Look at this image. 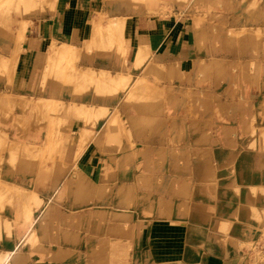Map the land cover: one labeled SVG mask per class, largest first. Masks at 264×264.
<instances>
[{"label":"rangeland","instance_id":"1","mask_svg":"<svg viewBox=\"0 0 264 264\" xmlns=\"http://www.w3.org/2000/svg\"><path fill=\"white\" fill-rule=\"evenodd\" d=\"M69 2L0 0V264H109L110 249L159 264L160 231L177 235L173 259L212 238L231 264H264V183L235 165L264 154V0H98L84 49L53 40L39 70H17L33 23ZM146 16L178 18L202 60L150 52L134 69Z\"/></svg>","mask_w":264,"mask_h":264},{"label":"crops","instance_id":"2","mask_svg":"<svg viewBox=\"0 0 264 264\" xmlns=\"http://www.w3.org/2000/svg\"><path fill=\"white\" fill-rule=\"evenodd\" d=\"M98 4V0L97 2L95 0H70L69 3L64 5L65 9L59 13L57 18L49 17L47 19V24L45 23L41 25L39 21L33 23L34 28L31 32V35L27 37L30 39V47H26V57H21V59H25L23 60V63L21 62V65L19 66V68H17V70L19 69L25 73L31 72L30 74L34 73L36 70H39V62L43 58L42 56L46 51H48L47 53L49 54L50 44L53 40L56 42L65 43L74 48L76 51L81 50L82 48L84 49L87 42L92 36L93 28L92 25V27L86 31L85 25L88 22L87 16L90 10ZM176 20H165L163 18L153 19L147 16L143 19L139 18L135 20V22H133L131 25V45L133 48V55H135L138 47L143 46L147 48L151 53L160 56L161 60L166 59L171 63L181 61L192 62V60L194 59L195 62L201 61L202 59L200 55L203 54V52L197 49L196 45L194 47L191 35L186 30V27L175 24ZM81 42L83 45L77 47L76 45ZM129 49H131L130 43L128 46V50ZM25 73H22L21 76L23 77ZM24 84L26 83L24 82ZM108 121L109 117H106L105 121L102 123V126H108ZM242 145L243 144L240 145L241 149L243 147ZM260 152L261 151L256 150L255 152L248 154L247 162H241V160H239V162L237 160L238 162L235 165L239 167L241 173L237 176L238 180L247 182L255 181L253 178L245 177L244 171H246L247 173L260 174L261 177L259 181L264 183V154ZM28 172L29 171H27L26 174L22 175L25 177L27 176ZM70 172L71 171H68L67 175H69ZM84 176L85 175L83 174L82 179L85 178ZM62 181L67 184L68 181H71V179H68L67 176H65L64 180ZM29 186L28 188L21 186V188L30 192L32 190H30L31 187ZM247 199V196L242 195L239 202L245 203L247 205ZM224 208L226 209V207ZM224 213H226V210H224ZM196 218L197 217L195 215L190 219V227L187 229L188 233H191L195 230L194 225H196L197 223ZM33 228L37 229L38 225L33 224ZM157 236H160V239L154 241L164 243L163 245L169 249H167L164 253L155 255L156 262H160L159 264H172L171 262L178 263L179 261H181L179 259H173L178 256V247L170 250V247H172L173 244L174 247L177 246L175 244L177 235L167 236L164 235L162 231H160V233H157ZM114 243L115 239L113 237L109 240V244L111 247H114ZM197 246H202V250L201 247L198 248ZM115 255V249H110L109 252H107V259L109 264H114ZM228 256L229 254L226 251L221 253L219 250H217L216 240L207 238L202 243V245L201 243H199V241L195 240V259H187V257H189L187 256L186 260H182L181 262H183V264H231V260H227ZM35 260L36 259H31L30 261L33 264V261Z\"/></svg>","mask_w":264,"mask_h":264},{"label":"bare ground","instance_id":"3","mask_svg":"<svg viewBox=\"0 0 264 264\" xmlns=\"http://www.w3.org/2000/svg\"><path fill=\"white\" fill-rule=\"evenodd\" d=\"M32 1V0H31ZM25 5V4H24ZM26 6V5H25ZM120 21V20H119ZM114 23L116 22V21H113ZM111 24V23H110ZM101 25V24H100ZM115 26H116V24H114ZM23 27V26H22ZM97 27V26H96ZM112 27H114V26H112ZM111 27V28H112ZM103 27H101V29H102ZM105 28V27H104ZM24 29V28H23ZM98 29V28H97ZM109 29H107V31H108ZM112 31H114V30H112ZM108 32H110V31H108ZM118 32V31H117ZM21 33H23V31H21ZM61 46V45H60ZM59 46V47H60ZM64 46V45H63ZM65 47V46H64ZM68 47V46H67ZM70 48V47H69ZM51 49V48H50ZM61 49H62V46H61ZM55 50V49H54ZM54 50H52V51H54ZM63 50V49H62ZM66 50V49H65ZM61 51V50H60ZM69 51V50H68ZM51 52V51H50ZM52 53V52H51ZM50 53V54H51ZM59 53V52H58ZM62 54H67L66 52H61ZM60 53V54H61ZM71 53H73V52H71ZM71 53L69 54V55H71ZM62 54H61V56H62ZM74 54V53H73ZM55 55V54H54ZM137 55V54H136ZM149 55H150V51L147 49V48H145L144 47V51H140V55H138V57L136 56V62H135V64H134V69H136V67L137 66H139V65H141L142 63H143V61H145V60H147V58H149ZM52 56V55H51ZM57 56V55H56ZM74 56V55H73ZM72 56V57H73ZM53 57V56H52ZM52 57H49L50 58V61H51V58ZM55 57V56H54ZM60 57V56H59ZM66 57V56H65ZM71 56H69V58H70ZM48 58V57H47ZM62 58H64V56L62 57ZM54 59V58H53ZM66 59V58H65ZM58 61V60H57ZM49 62V61H48ZM56 63V62H55ZM58 64V63H57ZM175 65H176V63H175ZM174 65V66H175ZM55 67V66H54ZM176 67V66H175ZM173 68V65H172V67H171V72L173 71V69H176V68ZM147 68V67H146ZM173 68V69H172ZM169 69H170V67H169ZM150 70H152V68H150ZM148 71H149V69H148ZM153 71V70H152ZM170 71V70H169ZM79 72V71H78ZM150 72V71H149ZM175 72V71H174ZM85 73V72H84ZM178 73V72H177ZM171 75L173 74V73H170ZM72 75V74H71ZM106 75V74H105ZM107 76V75H106ZM73 77V76H72ZM76 77V76H75ZM107 77H109V75L107 76ZM111 77V76H110ZM109 77V78H110ZM81 78V77H80ZM76 79V78H75ZM111 79V78H110ZM80 80V79H79ZM82 80H84V79H82ZM73 81V80H72ZM107 81H109V79L107 78ZM111 81V80H110ZM113 81V80H112ZM135 81V80H134ZM89 82V81H88ZM112 83V82H111ZM151 83V82H150ZM85 84V83H84ZM133 84V83H132ZM109 85H110V83H109ZM78 86V85H77ZM79 86H81V85H79ZM96 86V85H95ZM107 86H108V84H107ZM113 86V85H112ZM131 86V85H130ZM109 87V86H108ZM116 87V86H115ZM118 87V86H117ZM138 87H142L141 85H139ZM119 88V87H118ZM110 89V88H109ZM134 89V88H133ZM139 89V88H138ZM141 89V88H140ZM117 90V89H116ZM153 90V89H152ZM1 97V96H0ZM7 97V96H6ZM160 101V100H159ZM7 102V101H6ZM6 102H5V104H3V105H6ZM145 102V101H144ZM27 104V103H26ZM141 105V104H140ZM139 105V106H140ZM27 106V105H26ZM154 106V105H153ZM1 107V106H0ZM7 107V106H6ZM141 107V106H140ZM144 107H145V105H144ZM219 107V106H218ZM221 107V106H220ZM1 109H3V106H2V108ZM24 109V108H23ZM86 109V108H85ZM5 110V109H4ZM8 110V109H7ZM88 110V109H87ZM86 110V111H87ZM85 111V112H86ZM140 111V110H139ZM144 112V111H143ZM7 113H8V111H7ZM89 113V112H88ZM9 114V113H8ZM17 119V118H16ZM139 119V118H138ZM143 120V119H142ZM24 121V120H23ZM17 123V122H16ZM153 123V122H152ZM180 123V122H179ZM23 129V128H22ZM8 148V147H7ZM30 148V147H29ZM32 148V147H31ZM13 149V148H12ZM32 150V149H31ZM15 151V150H14ZM27 151V150H26ZM139 152H141V151H139ZM81 175V174H80ZM84 179V178H83ZM86 179V178H85ZM87 180V179H86ZM85 180V181H86ZM89 180V179H88ZM87 180V181H88ZM79 181H81L80 179H79ZM84 181V180H83ZM77 182V181H76ZM78 183V182H77ZM87 184V183H86ZM156 185V184H155ZM88 187H90V186H88ZM93 187V186H92ZM82 188V187H81ZM84 188H85V186H84ZM89 189H91V188H89ZM93 189V188H92ZM119 189V188H118ZM83 190H85V189H83ZM86 191V190H85ZM118 191V190H117ZM82 193V192H81ZM80 193V194H81ZM120 193V192H119ZM78 195V194H77ZM77 195H75L74 197H76ZM80 196H82V195H80ZM81 198V197H80ZM76 201V200H75ZM78 201V200H77ZM144 204V203H143ZM53 206V205H52ZM94 207V206H93ZM55 208V207H54ZM96 209V208H95ZM145 209V208H144ZM52 211V210H51ZM98 211H100V210H98ZM104 212H107V211H104ZM55 214V213H54ZM54 214H53V216H54ZM105 216V215H104ZM54 219V218H53ZM55 220V219H54ZM41 226V225H40ZM156 228H158V227H156ZM44 230V229H43ZM170 231V230H169ZM168 231V232H169ZM44 232V231H43ZM157 232V231H156ZM166 233V232H165ZM164 233V234H165ZM170 234V233H169ZM176 235V234H175Z\"/></svg>","mask_w":264,"mask_h":264}]
</instances>
